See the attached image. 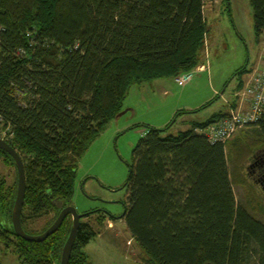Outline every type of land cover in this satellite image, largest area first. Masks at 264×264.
Segmentation results:
<instances>
[{"label":"trees","instance_id":"1","mask_svg":"<svg viewBox=\"0 0 264 264\" xmlns=\"http://www.w3.org/2000/svg\"><path fill=\"white\" fill-rule=\"evenodd\" d=\"M250 3L259 35L264 0ZM204 5L205 0H0V132L24 165L26 233L32 234L31 223L50 216L44 232L72 205L79 160L123 110L131 86L175 78L199 64ZM245 69L234 72L237 87ZM211 102L178 110L164 128L147 126L133 149L121 218L145 264H264V222L237 202L226 152L238 148V138L239 147L251 146L255 134L264 153V117L225 142L203 132L227 116L224 111L165 135L178 115ZM0 158L15 166L1 149ZM16 185L0 176V241L13 245L20 264H59L71 216L41 242L17 236L11 221ZM93 214L99 224L115 219L88 212L68 264H91L82 247L95 235L84 220Z\"/></svg>","mask_w":264,"mask_h":264},{"label":"rangeland","instance_id":"2","mask_svg":"<svg viewBox=\"0 0 264 264\" xmlns=\"http://www.w3.org/2000/svg\"><path fill=\"white\" fill-rule=\"evenodd\" d=\"M204 15L207 25L203 47L199 64L189 70L193 72L190 82L179 86L172 76H165L131 86L121 111L125 113L106 124L79 160L71 200L73 207L79 214L102 212L115 217L114 220L107 217L100 224L95 214L84 219L95 231L82 247L91 264H145L146 255L130 236L121 216L127 203L126 179L132 152L146 127L164 128L178 110H193L210 101L196 113L178 115L165 135L184 131L191 127L192 121H205L218 111L228 115L230 108L237 106V98L240 103L239 88L246 87L252 74L262 67L263 31L255 34L250 0H205ZM240 67L246 68V72L237 87L240 81L234 72ZM245 130L238 131L229 140ZM5 135L0 132L2 138ZM249 138L255 142L251 146L239 147L238 138V148L226 151L232 187L237 202L264 222V190L248 176L251 159L263 149L255 134ZM0 176L10 185L17 183L18 188L16 166L5 163L3 158H0ZM48 218L51 217H41L31 223L26 227L29 233H40ZM0 263L20 264L13 245L0 241Z\"/></svg>","mask_w":264,"mask_h":264},{"label":"built area","instance_id":"3","mask_svg":"<svg viewBox=\"0 0 264 264\" xmlns=\"http://www.w3.org/2000/svg\"><path fill=\"white\" fill-rule=\"evenodd\" d=\"M262 61L263 64L260 70L252 74L253 78L249 79L250 82L241 90L239 105L238 102H236L237 106L230 108L227 116L205 128V134L213 142H225L238 131L246 128L248 125L256 123L264 117V55ZM192 77L193 72L188 71L176 76L174 81L178 85L183 86L187 84Z\"/></svg>","mask_w":264,"mask_h":264},{"label":"water","instance_id":"4","mask_svg":"<svg viewBox=\"0 0 264 264\" xmlns=\"http://www.w3.org/2000/svg\"><path fill=\"white\" fill-rule=\"evenodd\" d=\"M125 113V110L118 114V116ZM0 149L9 154L16 166L17 174H18V188L17 194L15 198V202L13 205L12 213H11V221L14 233L27 240V241H34V242H41L45 240L49 235L53 234L55 231L59 229L62 225L65 218L70 215L72 217V224L70 228L69 235L67 240L63 246L61 260L59 264H68L71 256V252L73 249V245L77 236L78 229L80 227V220L86 216L87 213L79 214L73 205L63 207L59 212L55 221L42 233L40 234H28L23 230L22 223H21V213L24 203L25 197V171L22 159L18 152L9 145L3 138L0 137ZM61 204L59 203V206Z\"/></svg>","mask_w":264,"mask_h":264},{"label":"flooded vegetation","instance_id":"5","mask_svg":"<svg viewBox=\"0 0 264 264\" xmlns=\"http://www.w3.org/2000/svg\"><path fill=\"white\" fill-rule=\"evenodd\" d=\"M262 154H264L263 150L255 154L251 159L252 162L248 167V176L264 190V159L258 158Z\"/></svg>","mask_w":264,"mask_h":264}]
</instances>
